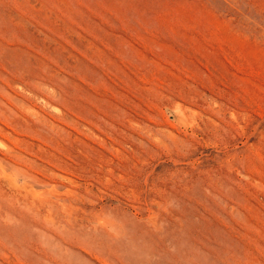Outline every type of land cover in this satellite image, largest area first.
<instances>
[{
	"label": "rangeland",
	"instance_id": "rangeland-1",
	"mask_svg": "<svg viewBox=\"0 0 264 264\" xmlns=\"http://www.w3.org/2000/svg\"><path fill=\"white\" fill-rule=\"evenodd\" d=\"M0 264H264V0H0Z\"/></svg>",
	"mask_w": 264,
	"mask_h": 264
}]
</instances>
